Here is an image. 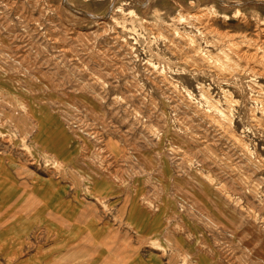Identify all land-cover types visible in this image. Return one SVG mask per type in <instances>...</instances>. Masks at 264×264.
Wrapping results in <instances>:
<instances>
[{"label": "rangeland", "instance_id": "obj_1", "mask_svg": "<svg viewBox=\"0 0 264 264\" xmlns=\"http://www.w3.org/2000/svg\"><path fill=\"white\" fill-rule=\"evenodd\" d=\"M2 73L0 264H264V1L0 0Z\"/></svg>", "mask_w": 264, "mask_h": 264}, {"label": "crops", "instance_id": "obj_2", "mask_svg": "<svg viewBox=\"0 0 264 264\" xmlns=\"http://www.w3.org/2000/svg\"><path fill=\"white\" fill-rule=\"evenodd\" d=\"M0 77L4 78L5 75H3V73H2V74H0ZM10 78H8V79H10ZM1 106H2V108L0 107V126L4 125L5 122L9 121L10 125H12L14 128H16L17 121H18L20 126H22L26 130L25 134L27 133V131L30 128H33L35 126L40 131V128L42 127V125H38L37 124L38 123L37 116L33 117L34 118L33 119L34 123H33V121L32 122L31 121L27 122L25 117L17 116V102L8 101V102H6L4 104H1ZM3 107L5 109L8 108L9 112L7 114L5 113ZM13 117L15 118V120L13 119ZM25 134L20 136V140H22V142L24 141V138H26ZM90 134H91L90 135L91 137H93V138L96 137V132L95 131H91ZM16 136H17V131H16V134H15V137ZM0 137H1V139H3L6 142L7 141L8 142L12 141V139H13L12 134H8V133L4 134V133H2L1 130H0ZM33 141H35L34 143L36 144V147L38 148L37 150H35L37 156L43 159L44 165H48V167H50V172L56 173L60 177H63L64 173L68 172V168L72 169V167H68V161L65 158H63V156H62V153L65 152V147L64 146L60 147V150H59V149L54 148L50 144H48V142H49L48 140H45V141H44V139L39 140L38 137H37ZM60 152H61V154H60ZM28 154H29L30 157H32L33 161H37V158L34 155H32L31 153H28ZM95 154L97 155L96 157L98 158L99 163H100L99 164V168L101 169V172L99 173V175H100V174H103L102 173L103 171H105L106 167L102 169V166L106 165V162H105L106 160L104 159L103 156H101V155H99L97 153H95ZM51 157L55 158V159H52ZM53 161H56V163L59 164V169H55V164H53ZM73 168L76 169V167H73ZM96 173H98V172H96ZM114 176H115L114 182L121 183V182H119L120 179L117 178L118 175H114ZM89 179H92V177L90 175H89V177L86 180H89ZM87 187H88V185H87Z\"/></svg>", "mask_w": 264, "mask_h": 264}, {"label": "bare ground", "instance_id": "obj_3", "mask_svg": "<svg viewBox=\"0 0 264 264\" xmlns=\"http://www.w3.org/2000/svg\"><path fill=\"white\" fill-rule=\"evenodd\" d=\"M223 1V0H222ZM261 1H264V0H261ZM231 3V2H230ZM208 14V13H207ZM177 16V15H176ZM198 24H199V22H198ZM199 28V27H198ZM202 30V29H201ZM203 31H204V29H203ZM208 33V32H207ZM183 36V35H182ZM255 46V45H254ZM240 52V51H239ZM237 53V52H236ZM220 54V53H219ZM222 54V53H221ZM224 54V53H223ZM220 56V55H219ZM241 56H242V54H241ZM244 56V55H243ZM233 57V56H232ZM234 61V60H233ZM215 67V66H214ZM229 67V66H228ZM231 67V66H230ZM218 71V70H217ZM229 73V72H228ZM4 124V123H3ZM91 133V132H90ZM46 153V152H45Z\"/></svg>", "mask_w": 264, "mask_h": 264}]
</instances>
